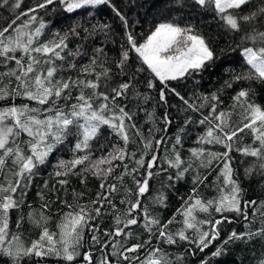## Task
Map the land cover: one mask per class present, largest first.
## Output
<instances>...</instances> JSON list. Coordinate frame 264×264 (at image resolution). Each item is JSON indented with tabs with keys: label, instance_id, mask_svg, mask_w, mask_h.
<instances>
[{
	"label": "trees",
	"instance_id": "obj_1",
	"mask_svg": "<svg viewBox=\"0 0 264 264\" xmlns=\"http://www.w3.org/2000/svg\"><path fill=\"white\" fill-rule=\"evenodd\" d=\"M16 0H9L8 5L0 4V30L8 27L15 20L8 33L5 35H15L14 29L22 24L28 23L27 31H34L39 27L41 22L45 23L42 35L33 43V47L43 44L47 41L55 39V33L61 35L70 33V30L77 25L76 32L79 35L69 34L67 45L61 55L63 60L56 59L55 65L61 70L57 73L56 79L63 78L67 80H96V74L103 69L99 66L101 62L104 68L110 69L109 76L111 79L100 78V88L96 91H104L109 93V107L112 108L110 88L116 87L118 84L126 82L132 72L141 66V61L136 58L134 52L130 53L129 65L121 74L117 67L116 61L120 59L122 51L121 46H127L126 31L131 30L136 36L138 42H143L154 25L160 22H172L181 27H192L194 32H198L210 41V48L214 52V59L206 63L203 71L193 72L183 78L168 82V88H175L181 96L189 103L197 105L204 104L199 111L189 109L187 105L168 88L165 89L167 101L160 100L159 92L162 87L161 83L155 80L156 87L149 89L147 81L153 79V74L146 69L145 71L136 73L133 81L134 87L130 88L128 93L123 97H117L115 104L123 107L126 112L132 114L131 121L125 120V124H135L140 130L143 137L147 138L151 135L153 146L156 148L155 142L164 137V141L159 145L158 150L154 153L149 150L144 155V166H138L136 161L141 158L144 153V139L141 135H137L135 129H128L129 141L126 146L128 155L123 161L113 160V172L103 180L91 174V172H82L85 165H79L74 170L81 172V175L69 174L67 177H57L53 173L55 165L59 160H71L73 158V148L76 143V135H69L64 143L57 148L48 157L45 165H41L38 174L33 177L31 183L26 189L23 201L20 207L13 208L8 214V230L9 238L17 234L20 242L28 247L33 241L39 240L43 227H47L50 232L59 233L58 225L61 223L64 214L72 209L86 207L91 212L96 207H101V215L89 222V227L83 231V239L79 249L80 255L72 262H67L62 256H43V257H24L20 260V264H88L83 259V255L87 251L92 253V264L107 256L113 264H127L122 257L111 255L113 245L116 250L122 252L134 244L143 245L135 253H128L131 264L148 263L153 258L152 253L155 249H161L160 253H156L155 257L164 261V264H201V260L205 256H209L215 251V247L219 245L227 234L232 230L237 233L248 232L258 233L264 228V169L259 165L264 163L259 157L245 155L238 149L259 148L260 143L255 139L256 133L251 129L245 128L242 132H238L233 138L232 151L229 152L230 166L233 172V179L241 188V208L244 210V201L255 200L257 204L246 209L247 218L237 213H227L226 215L232 220L231 223H224L221 230L220 239L214 242L213 246L199 252L196 245L191 241H181L178 236H174L177 240L176 244H168L165 238L159 237V226L153 225L152 231L149 233L144 228L143 208L146 206L149 214L156 217L160 221V225L166 224L175 217L173 223L168 224L167 232L175 234L184 228L183 216L180 214L184 206V202L192 194L193 177L198 173L200 176H206L207 179L197 187V195L205 202L217 198L220 189L224 187L223 176L221 170L223 168V160H213L210 167L200 165L198 160L192 158L190 149L203 147L208 151L223 153L227 149L223 144H200L199 137L203 135L208 127L206 124H200L199 121L206 116H211V105L217 104V112L225 111L231 113L230 127H243L248 120L245 119V111L240 104L234 101L236 94L242 89L249 90L248 102L259 105L264 108V81L260 79H243L235 80L237 75L247 74L250 67L246 64L242 56V49L245 47H261L264 42L260 39L255 41L246 39V37L256 33L264 32V0H249V3L241 6L240 9L231 12L237 17L240 28L233 30L221 18V14L214 10V6L203 7L197 5L195 0H111L121 13L126 15L130 25L134 23V27L128 29L122 24L112 7L109 5H101L96 7H85L78 9L73 13L66 12L63 7L57 3L49 5L46 9L37 8L38 3L42 0H21L20 7L14 8L12 5ZM35 8V12L29 9ZM256 13V16L250 21H244L240 17ZM35 15L36 20L30 22L31 16ZM19 17V19H17ZM108 24L110 30L106 33L100 32L99 29L89 35L83 29L92 32L93 25ZM103 49V56L98 57L97 65L94 72L84 73L81 69L90 63L95 50ZM79 51V55H77ZM14 55L19 58L23 55L17 50ZM38 59L44 57L33 53ZM106 57V58H105ZM25 62L27 56L24 57ZM75 65V67H71ZM16 63L14 60L5 62L4 57H0V73L8 72L14 69ZM47 68L48 65H42ZM231 87H228V84ZM5 85L9 86V90L15 88L14 77L0 78V88ZM83 91L84 95L92 96L91 88L73 87L71 89V98L65 100L63 97L57 102V106L64 107L65 110L70 109L72 104L77 103L78 97ZM215 93L219 97V102L211 99ZM67 95V91L65 93ZM202 97H208L204 101ZM101 103L99 99H93L94 106ZM27 104L30 108H40V116L43 118L45 113L43 109L51 107V103L40 105L37 101L29 100L24 96H7L0 99V108L10 107L12 105L20 106ZM112 112L105 115L111 116ZM116 115L119 112L116 111ZM172 121L170 125H165L164 117ZM191 118V122L185 124V120ZM167 127V131L163 129ZM180 129H183L181 132ZM151 130V131H150ZM180 135L181 142L176 145L175 151L173 145L176 144V136ZM28 139L26 134H21L20 141ZM91 161H96L102 156H107L109 152L116 148H124L123 140L111 128L106 125L101 126L97 137L91 142ZM175 152H179L180 157L185 164L191 161L193 169L185 173L184 177L176 180V168L169 167L166 163L167 159L174 158ZM83 153L76 152L75 155ZM134 154V155H133ZM156 154L158 160L156 166L148 168V162L151 156ZM126 166V168H125ZM107 168L108 165H101ZM136 169V171H132ZM251 169V171H248ZM16 170V166L9 158L7 165L0 178V184L7 183L11 179V173ZM148 170L156 173L149 180V190L142 197L141 208L134 210L131 216L138 220L137 225H129L124 229V233L120 236H104V232L114 233L117 227L115 218L118 215L122 221L131 218L126 215L130 207V203H134L137 197L138 185L136 181H143ZM169 176L173 179H169ZM219 177V179H218ZM61 179H67L68 183L60 185ZM105 184L101 188V183ZM114 184L116 191L108 195L107 185ZM163 193L166 197L164 204L158 202L157 197ZM99 194V196H98ZM19 196V190L17 191ZM102 197H107L100 204L93 203ZM108 200L111 203H108ZM47 205V207H45ZM72 206V209L68 207ZM113 205L115 207H113ZM219 213H215L214 208L209 212H197L198 221L215 220L220 218ZM43 217L44 219H41ZM46 220V223H45ZM39 222V223H37ZM98 227V232L92 231V226ZM124 227L123 224L119 225ZM202 230L209 229L208 224L199 225ZM131 232L128 236L126 233ZM98 235L101 238V244H94L91 240L92 235ZM186 235L192 239H196L194 229H187ZM107 247H102L104 243ZM147 242V243H146ZM7 241L5 242V244ZM7 245V244H6ZM226 254L220 257L209 259V264H264V236H253L252 239L236 241L235 243L225 246ZM195 253V254H192ZM138 259H131V257ZM180 257V259H177ZM0 264H13L12 258L0 253Z\"/></svg>",
	"mask_w": 264,
	"mask_h": 264
},
{
	"label": "snow or ice",
	"instance_id": "obj_2",
	"mask_svg": "<svg viewBox=\"0 0 264 264\" xmlns=\"http://www.w3.org/2000/svg\"><path fill=\"white\" fill-rule=\"evenodd\" d=\"M21 0H16L12 5L14 8L20 7ZM59 3L63 9L68 13H73L78 9L85 7H96L101 5H109L112 7L116 16L122 22L126 29L134 27V23L130 25V22L126 15L120 12L119 9L111 3V0H42L38 3L37 8L46 9L49 5H55ZM197 5L208 7L214 6V10L221 14V18L225 21L227 26L233 30H239L240 25L236 16H234L230 9H240L241 6L249 3V0H195ZM0 4L8 5L9 0H0ZM30 12H35L36 9H29ZM264 12V9L260 10ZM256 16V13L240 17L244 21H250ZM19 19V17H17ZM36 16L33 15L30 18L31 21H35ZM12 21L8 27L0 30V57H4L5 62L14 60L16 67L9 69L8 72L0 73V78L14 77L15 88L9 90V86L5 85L0 88V99H4L7 96H24L29 100L37 101L40 105H46L51 103V107L43 109L46 115L41 118L40 108H30L27 104L16 106L12 105L6 108H0V171H3L7 165L9 158H12V163L16 166V170L11 173V179H8L6 185L0 184V253L12 258L13 264H20V260L24 257H43V256H62L67 262H72L77 256L80 255L81 241L83 239V231L86 227H89V222L95 217L101 215V207H96L93 210L88 211L86 207H79L78 209H72L71 205H68L71 211L64 214L61 223L58 225L60 231L57 237V233L50 232L47 227H43L39 240L33 241L30 246L25 247L20 243V238L17 235H12L9 239L8 230V214L13 208H19L20 203L23 201V197L26 193V189L31 183L34 176L38 174V169L41 165H45L48 157L57 148L58 145L64 143L69 135H76V143L73 148V158L71 160H59L54 166V175L57 177H67L70 173L73 175H81V172L74 171L77 166L85 165V162H89L82 172H91L92 175L103 180H107V177L113 172L112 161H123L128 155L126 146L129 141L128 129H135L137 135H141L144 139V153L141 158L136 161L138 166H144V155L148 154L149 150H153L155 153L158 150L159 145L164 141V137L155 142L156 148L153 146V139L151 135L147 138L143 137L140 130L136 128L135 124H125V120L131 121L132 114L126 112L123 107L115 104L117 97L125 96L130 88L134 87L133 81L136 78V73L144 72L146 69L153 74V79L147 81V87L149 89L155 88V80L161 83L162 87L159 92L160 100L167 101L165 89L168 88V82L175 81L179 78H183L186 75H190L193 72L203 71L206 63L214 59V52L210 48V41L198 32H194L192 27H181L178 24L172 22H160L154 25L150 34L146 36L143 42H138L136 36L131 30L126 31L127 46H121L122 51L120 53V59L116 61L117 67L120 69L121 74L124 73L125 68L129 65L131 59L130 53L134 52L136 58L141 61V66L136 68L130 75L126 82L118 84L116 87L110 88L112 108L109 107V93L104 91L97 92L100 88V78L104 77L106 80L111 79L109 76L110 69L104 68L103 62L100 63V67L103 69L96 74V80H72L71 78L64 80L56 79L57 73L61 70L55 65V60H63L64 57L61 52L68 47L67 40L69 34L79 35L76 32V27H82L77 25L70 30V33H64L61 35L59 32L55 33V39L47 41L43 44L33 47L34 41L42 35V30L45 28V23L41 22L39 27L34 31H27L28 23L22 24L14 29L15 35H5L12 27ZM99 29L100 32L106 33L110 30L108 24L93 25L92 32L88 29H83L89 35H92ZM255 41L260 39L264 42V32L256 33L254 35L246 37ZM20 50L23 55L17 58L14 53ZM97 55H94L88 65H85L81 71L84 73L94 72L98 57L103 56V49L98 48L95 50ZM35 54H39L44 57L38 59ZM79 55V51L76 53ZM27 56L25 62L24 57ZM242 56L245 59L246 64L250 67V71L247 74L237 75L235 80L243 79H260L264 81V46L261 47H245L242 49ZM106 58V57H105ZM42 65H48L47 68ZM75 67V65H71ZM231 87L229 83L227 85ZM73 87L91 88L93 90L92 96H85L83 91L78 97H76L77 103L72 104L70 109L65 110L64 107L57 106V102L63 97L65 100L71 98V89ZM172 93L179 97L189 109L193 111H199L204 107V104L189 103L176 91L175 88H168ZM67 91V95H65ZM249 90L242 89L233 98L234 101L241 105L245 111V119L247 123L243 124V127L231 128L229 121L231 113L225 111L217 112V104L211 105V116H206L199 121L200 124L208 125L205 133L199 137L198 142L200 144H223L227 149L223 153H216L208 151L203 147L190 149L192 158L198 160L200 165L210 167L213 160H223V168L221 175L223 176L224 187L227 188V192L224 188L220 189V194L213 200L204 201L197 195V187L202 184L207 177L200 176L198 173L193 177L192 194L184 202V206L180 214L183 216L184 228L176 232L175 234L167 232L168 224L173 223L175 217L169 220L166 224L160 225V221L156 217H152L147 207L143 208L144 228L151 233L152 226H159V237L165 238L168 244H176L177 240L174 236H178L181 241H191L196 245L199 252H204L210 246H213L214 242L220 239L222 226L224 223H231L227 213H237L247 218L246 209L250 206H255L257 202L244 201V210L241 208V188L239 184L233 179V172L230 166L229 152L232 151L233 138L237 136L238 132H242L245 128L251 129L256 133L255 139L259 141V148H244L238 149L245 155L252 157H259L264 161V108L259 105H255L248 102ZM101 100V103L94 106L93 99ZM204 101L208 100V97H202ZM213 101L219 102V97L213 93L211 96ZM116 111L119 115H116ZM107 112H112L111 116L105 115ZM165 125H170L171 120L164 117ZM191 118L185 120V124L190 123ZM106 125L111 128L119 137L123 140L125 147H114L107 156H102L96 161H91V141L94 140L101 126ZM167 131V127L163 129ZM151 131V130H150ZM182 132L183 129H180ZM26 134L28 139L26 141H20L18 138L21 134ZM181 142V137L178 134L176 136V144L173 145L175 151L176 145ZM76 152H81V155H75ZM134 155V154H133ZM158 156L153 154L148 162V168L156 166ZM166 163L169 167L176 168L175 179L180 180L184 177L185 173H188L190 169H193L191 161L187 162L186 166L181 168L185 164L180 157L179 152H175L174 158L167 159ZM107 164V168H102L101 165ZM261 169H264V163L259 165ZM126 168V166H125ZM194 170V169H193ZM136 171V169H132ZM248 171H251L249 169ZM156 173L148 170L146 177L143 181H136L138 185L137 199L134 203H130V207L127 210L128 216L122 221L117 215L115 223L117 227L114 233L104 232V236L114 235L120 236L124 233V229L129 225H137L138 220L131 216L136 209L141 208V201L139 197H142L149 190V180ZM169 179L173 177L169 176ZM219 179V177H218ZM60 185L68 183L67 179H61L58 181ZM105 184L101 183V188H104ZM108 195L115 192L116 186L114 184L107 185ZM19 190V196L17 191ZM99 196V194H98ZM107 197H102L95 204L102 206L103 201ZM166 197L161 193L157 200L159 203L164 204ZM108 203H111L108 200ZM264 206V201L261 202ZM47 207V205H45ZM113 207H115L113 205ZM214 208L215 213H219L220 218L213 220L198 221L196 217L197 212H209V209ZM41 219H44L41 217ZM39 223V222H37ZM46 223V220H45ZM123 224L124 227L119 225ZM208 224L210 227L207 231L202 230L199 225ZM187 229H194L196 232V239L190 238L186 235ZM92 231L98 232L97 226H92ZM126 235L131 236L132 233L128 232ZM264 236V228H261L258 233L241 232L237 233L232 230L227 234L226 238L215 247V251L211 252L210 257L205 256L201 260V264H209V259L220 257L222 254H226V245L235 243L236 241H243L245 239H252L253 236ZM91 240L94 244H101V238L98 235H92ZM7 241V245L5 242ZM16 242L13 244V242ZM147 243V242H146ZM143 245L134 244L130 248L125 249L124 252L116 250V245H113V252L111 255L116 257H122L124 261H129V255L125 253H135ZM102 247H107L105 242ZM161 249L157 248L152 253L155 257L156 253H160ZM195 254V253H192ZM83 259L92 264V253L87 251L83 255ZM131 259H138V257H131ZM177 259H180L178 257ZM98 264H113L107 256L102 257ZM144 264V262H141ZM148 264H164L162 259H150Z\"/></svg>",
	"mask_w": 264,
	"mask_h": 264
},
{
	"label": "rangeland",
	"instance_id": "obj_3",
	"mask_svg": "<svg viewBox=\"0 0 264 264\" xmlns=\"http://www.w3.org/2000/svg\"><path fill=\"white\" fill-rule=\"evenodd\" d=\"M19 139V138H18ZM4 171V170H3ZM3 171H0V178H1V176H2V174H3ZM59 234V233H58ZM58 234H57V237H58ZM15 235H17V234H15ZM18 236V235H17ZM10 239V238H9ZM16 242L14 241L13 242V244H15ZM21 243V242H20ZM7 244V243H6ZM131 247V246H130ZM130 247H128V248H130ZM125 251V250H124ZM124 251H122V252H124ZM125 254H127V255H129L128 253H125ZM151 259H160V258H157V257H153V258H151ZM133 261L132 260H129L128 261V263L127 264H131ZM96 264H98V263H96ZM145 264H148V263H145Z\"/></svg>",
	"mask_w": 264,
	"mask_h": 264
}]
</instances>
